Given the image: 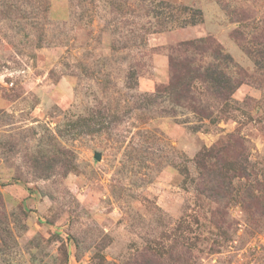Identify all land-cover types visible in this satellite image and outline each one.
I'll use <instances>...</instances> for the list:
<instances>
[{
    "label": "rangeland",
    "instance_id": "rangeland-1",
    "mask_svg": "<svg viewBox=\"0 0 264 264\" xmlns=\"http://www.w3.org/2000/svg\"><path fill=\"white\" fill-rule=\"evenodd\" d=\"M229 140L213 200L196 156ZM256 181L264 0H0V264H264Z\"/></svg>",
    "mask_w": 264,
    "mask_h": 264
},
{
    "label": "trees",
    "instance_id": "trees-1",
    "mask_svg": "<svg viewBox=\"0 0 264 264\" xmlns=\"http://www.w3.org/2000/svg\"><path fill=\"white\" fill-rule=\"evenodd\" d=\"M206 43L204 40H199L196 42H184L180 44L178 47L181 48L180 52L182 55L184 54H194L197 51L202 49V44ZM199 44V45H198ZM172 50V49H171ZM195 51V52H194ZM174 56V50L171 52ZM210 54L212 56L217 57L218 60L224 62L226 64V68L231 61L225 56L217 52L216 50H210ZM174 58H170L169 65L171 68V81L169 87H167L168 91H179L188 89L191 86V79H195L194 76L188 82L184 80L188 77L189 72L187 70V66L184 65L183 62L173 61ZM211 81V80H205ZM217 87L220 89L218 92V97L223 102H228L230 100L231 95L233 94L234 89L236 88L235 81H231V79L226 75H222L221 81L217 84ZM185 97V96H183ZM229 139H231L229 137ZM230 143L227 144V147H223L222 145L213 146L208 149H204L201 153L196 156V166L203 173L207 174L205 181L206 185V193L207 196L213 200H219L224 198L225 196L231 194L232 191V179L238 177L243 178L247 177L248 171L246 167H243L241 155L237 153V140H229ZM237 141V142H236ZM241 154V153H240ZM230 173V176H222V173ZM263 180V179H261ZM204 181V182H205ZM250 189L255 191V194L261 193V199L264 201V183L263 182H255L254 187ZM250 199H252L256 205L264 213V202L256 199L259 195L253 196L252 192H248L245 194ZM249 198H244L250 201ZM251 206V201L247 204L246 209H249Z\"/></svg>",
    "mask_w": 264,
    "mask_h": 264
},
{
    "label": "water",
    "instance_id": "water-1",
    "mask_svg": "<svg viewBox=\"0 0 264 264\" xmlns=\"http://www.w3.org/2000/svg\"><path fill=\"white\" fill-rule=\"evenodd\" d=\"M98 157H99L98 154H96L95 159H98Z\"/></svg>",
    "mask_w": 264,
    "mask_h": 264
}]
</instances>
